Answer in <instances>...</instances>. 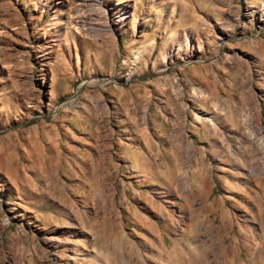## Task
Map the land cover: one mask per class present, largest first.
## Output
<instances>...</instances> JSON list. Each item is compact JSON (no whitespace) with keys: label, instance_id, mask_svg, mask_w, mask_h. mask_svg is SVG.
I'll return each instance as SVG.
<instances>
[{"label":"rangeland","instance_id":"rangeland-1","mask_svg":"<svg viewBox=\"0 0 264 264\" xmlns=\"http://www.w3.org/2000/svg\"><path fill=\"white\" fill-rule=\"evenodd\" d=\"M191 251L264 264V0H0V264Z\"/></svg>","mask_w":264,"mask_h":264},{"label":"bare ground","instance_id":"bare-ground-1","mask_svg":"<svg viewBox=\"0 0 264 264\" xmlns=\"http://www.w3.org/2000/svg\"><path fill=\"white\" fill-rule=\"evenodd\" d=\"M252 245L255 246V244H252ZM252 250H253V248H250V252H252ZM199 254H197L196 252L191 251V252L188 253V256L187 255L186 256L182 255L180 252L177 255H179V257L186 264H210V263H208L209 254H208L207 251H203L202 253H199ZM170 255H171V251L168 250L167 246L166 247L164 246V247L161 248L160 257L162 259H165V257H166L167 260H168L170 258L169 257ZM175 255H176V253H175Z\"/></svg>","mask_w":264,"mask_h":264}]
</instances>
